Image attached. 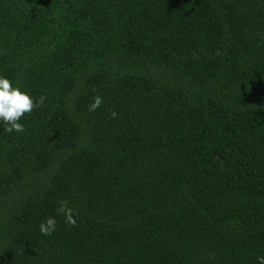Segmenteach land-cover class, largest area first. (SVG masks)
Returning <instances> with one entry per match:
<instances>
[{"label":"trees","instance_id":"trees-1","mask_svg":"<svg viewBox=\"0 0 264 264\" xmlns=\"http://www.w3.org/2000/svg\"><path fill=\"white\" fill-rule=\"evenodd\" d=\"M0 76V264L264 256V0H0Z\"/></svg>","mask_w":264,"mask_h":264},{"label":"clouds","instance_id":"clouds-1","mask_svg":"<svg viewBox=\"0 0 264 264\" xmlns=\"http://www.w3.org/2000/svg\"><path fill=\"white\" fill-rule=\"evenodd\" d=\"M47 97L41 95L34 99L28 93L22 91L18 86L14 87L12 81L0 76V122L5 125L6 133H22L26 131L25 125L22 124L21 118L31 114L34 109L42 107ZM103 104V98L100 95L93 97L92 102L88 105L89 112H95ZM110 116L115 119L118 113L111 111ZM59 207L57 212L65 218V223L69 226H76L75 216L78 213L68 206V201L61 199L58 201ZM57 221L54 217H48L40 223L39 230L44 236H50L56 231ZM257 264H264V256L256 258Z\"/></svg>","mask_w":264,"mask_h":264}]
</instances>
